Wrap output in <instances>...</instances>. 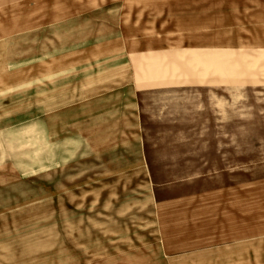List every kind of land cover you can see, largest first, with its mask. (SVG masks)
<instances>
[{
	"label": "rangeland",
	"instance_id": "374dc122",
	"mask_svg": "<svg viewBox=\"0 0 264 264\" xmlns=\"http://www.w3.org/2000/svg\"><path fill=\"white\" fill-rule=\"evenodd\" d=\"M0 264H264V0H0Z\"/></svg>",
	"mask_w": 264,
	"mask_h": 264
},
{
	"label": "crops",
	"instance_id": "0c3cea01",
	"mask_svg": "<svg viewBox=\"0 0 264 264\" xmlns=\"http://www.w3.org/2000/svg\"><path fill=\"white\" fill-rule=\"evenodd\" d=\"M31 1H33V0H31ZM37 11L38 10L35 7L33 8V5H32L31 6V14L33 15V14L37 13ZM190 17H192V18H190L188 20V23L191 26H195V28H188L187 30L199 31V30L207 29L210 32H213V30H217L214 27H210V28L202 27L203 24L210 25L212 23H209V22H206V21L201 22L200 20L195 19V17L191 13H190ZM178 22H177V25H178ZM69 23L70 22H68L67 24H69ZM75 23L76 24H73V25L69 24L67 27L63 26V29H65V30H63L64 35H65V32L68 33L67 36H63L64 40L67 41V38L69 40L71 35L75 34L77 31L80 32L81 25H82V30L85 31V33H86L87 26H88L87 22H84V23L75 22ZM158 24L166 25L165 23H162V22H159ZM33 25L34 26L32 27L31 33H30V36H29V38H30V40L32 42L31 49L36 51V52H38V38H39V35H38V24L36 23V24H33ZM98 28L101 31V27L99 26ZM176 28H177V31H178V26ZM224 29H226V28L223 27L222 30H224ZM127 30H130V29L126 28V31ZM140 30H144V29H140ZM144 31H146V30H144ZM57 35H61V34H57ZM188 41H189L188 42L189 48H194V47H196L198 45L197 41H193V40H188ZM33 43H34V45H33ZM67 44H69V43L67 42ZM67 44H63V45H67ZM238 45H239V43L236 46H234V47H236V49H232V50L231 49H227V48L230 47V42L228 41V43H226L224 46H221V47H225L226 49H222V50H226L225 52L228 53L229 52L228 50L234 51V52L235 51H240V50L237 49ZM161 46L158 45V44L157 45H151V44L150 45L149 44L142 45V47H143L142 49L143 50L140 51L141 54H139V55H145V54H150V53L162 52L163 48H161ZM201 47L204 48V50L202 51L203 54H209V53H204V52H207V51L210 52L212 50H216V49H213V48H215L217 46L215 44H212V45H207V46L204 45V46H201ZM239 48H241V47H239ZM184 51H186V50H184ZM191 51H193V50H191ZM36 55H37V53H36ZM200 55H202V54H200ZM31 62H33V60H31ZM244 225H245V223L243 221L241 222V220H239L238 221V229L239 230H238V233H237L238 235L234 234V236L228 237L229 238V243H227L228 247L226 248V254L228 256H235L236 254H238L240 256V255H245L246 254V252L244 250L246 249V240H247V238H246V231H245V226Z\"/></svg>",
	"mask_w": 264,
	"mask_h": 264
}]
</instances>
